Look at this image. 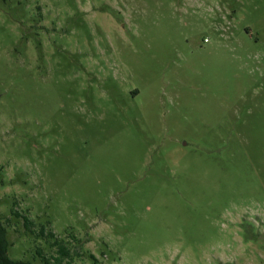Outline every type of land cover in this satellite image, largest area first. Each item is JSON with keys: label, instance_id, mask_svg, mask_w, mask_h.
Wrapping results in <instances>:
<instances>
[{"label": "rangeland", "instance_id": "rangeland-1", "mask_svg": "<svg viewBox=\"0 0 264 264\" xmlns=\"http://www.w3.org/2000/svg\"><path fill=\"white\" fill-rule=\"evenodd\" d=\"M0 220L35 264H264V0H0Z\"/></svg>", "mask_w": 264, "mask_h": 264}, {"label": "trees", "instance_id": "trees-1", "mask_svg": "<svg viewBox=\"0 0 264 264\" xmlns=\"http://www.w3.org/2000/svg\"><path fill=\"white\" fill-rule=\"evenodd\" d=\"M25 220L27 223V218H25ZM40 234L46 235L48 237H53L52 232L44 233L43 229H41ZM54 244L56 245L58 244V242H55ZM8 246H9V243L6 237V228L0 220V264H35L30 261L11 259L7 253ZM62 249H63V246L60 245L59 250H62ZM38 253L40 252L38 251ZM42 264H71V262H69L68 260L66 262H62L61 257L43 256Z\"/></svg>", "mask_w": 264, "mask_h": 264}]
</instances>
